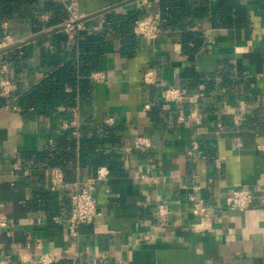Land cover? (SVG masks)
<instances>
[{
  "label": "crops",
  "instance_id": "1",
  "mask_svg": "<svg viewBox=\"0 0 264 264\" xmlns=\"http://www.w3.org/2000/svg\"><path fill=\"white\" fill-rule=\"evenodd\" d=\"M60 1L73 5L79 19L118 4L124 5L113 10L120 13L146 8V14L162 18L159 0ZM187 2L196 12L191 21L184 16L177 25H161L156 39L142 38L133 28L130 53H123L124 36L110 33L100 68L90 75L89 95L80 101L78 93L75 105L60 104L52 113L24 107L20 94L53 71L51 39H30L56 25L34 32L30 17L22 16L0 24V50L26 42L0 53V71L5 65L17 85L10 96L0 93L4 264H39L43 254L55 260L49 264H94L102 254L103 264H264V0H240L249 10L247 28L215 26L217 0ZM105 13L79 22L82 29L103 28ZM185 29L204 31V46L193 60L181 44ZM8 36L11 42L4 46ZM13 55L21 58L19 66ZM192 67L213 83L195 84ZM148 68L156 69V84L144 83ZM170 86L185 89L188 97L159 101ZM241 99L247 100L244 109ZM194 109L197 118L188 116ZM237 114L244 118L240 124ZM137 137L151 139V145L136 147ZM59 152L65 154L63 164H55ZM101 154L109 156L113 169L95 190L99 215L74 235L70 197L107 166L93 163ZM55 168L62 170L63 182L53 186ZM148 172L157 182L146 180ZM243 188L255 199L243 211L234 210L231 191ZM193 196L211 206L210 216L192 213ZM163 200L170 210L165 223L156 214ZM144 235L153 236L144 240Z\"/></svg>",
  "mask_w": 264,
  "mask_h": 264
},
{
  "label": "trees",
  "instance_id": "2",
  "mask_svg": "<svg viewBox=\"0 0 264 264\" xmlns=\"http://www.w3.org/2000/svg\"><path fill=\"white\" fill-rule=\"evenodd\" d=\"M158 6L161 9L162 18L160 26L165 24L177 25L182 17H188L191 21V7L187 0H159ZM211 19L215 26L228 27H249L250 16L246 5L240 0H217ZM146 8L120 13L112 10L104 14V26L100 30L88 28L79 29L78 35L71 37L65 29L54 32L50 36L42 38V41L51 39L52 50L49 63L54 66L43 80L34 85L28 91L20 94V102L24 107H34L43 113H52L57 110L58 105L76 104L77 94L80 101L89 95L93 83L91 73L100 68L103 55L107 50V39L110 33L124 36L123 53L127 54L133 50L135 33L132 32L135 21L145 16ZM48 15L43 19L41 14ZM30 17L34 32L41 31L54 25H59L70 17L66 5L60 0H0V24L4 21H12L16 17ZM181 44L184 52L193 60L196 54L204 46V31H192L185 29L181 34ZM44 61H47V53L42 52ZM15 66H19L21 58L17 55L11 57ZM189 73L195 84L206 82L207 86L213 83V78L205 77V74L196 69L189 68ZM204 76V77H203ZM225 81L232 83L231 77ZM68 88H70L68 90ZM73 147L74 140L66 143ZM73 154V151H71ZM55 164H63L64 153L55 154ZM109 156L101 154L92 159L95 165L106 164L113 169L111 162L107 161ZM112 159V158H111ZM54 163V162H53ZM65 165V164H64Z\"/></svg>",
  "mask_w": 264,
  "mask_h": 264
},
{
  "label": "built area",
  "instance_id": "3",
  "mask_svg": "<svg viewBox=\"0 0 264 264\" xmlns=\"http://www.w3.org/2000/svg\"><path fill=\"white\" fill-rule=\"evenodd\" d=\"M68 11L70 12V17L66 21V31L70 33L71 37H73V33L78 30L82 29L83 25L77 23L79 20V15L75 11V7L70 5L67 7ZM161 20V15L157 14H146L145 16L137 19L134 24V30L136 35L147 38V39H156L162 27L159 25V21ZM10 36H8L4 41L3 45H8L11 41ZM93 77L96 80H102L103 76L101 73H94ZM157 80V71L155 68H148L143 76L144 83L147 84H156ZM17 89V85L12 80L8 73V69L5 65L2 66L0 71V93L2 96H10L15 90ZM202 93H197L196 97H201ZM188 97V94L185 89L178 87V86H170L165 88L159 97V101L161 102H169V103H180L183 102L184 98ZM247 105L246 99H241L240 107L244 109ZM150 107V104L147 103L145 108ZM65 109L64 106L61 107ZM73 112L77 115V107L72 108ZM188 116L197 118L196 109L191 111ZM186 117V116H185ZM184 116H179V120L185 121ZM235 123L240 124L241 121L244 119L242 115H235ZM111 118L108 119V122H111ZM220 131L223 130V126L220 124ZM134 145L136 147H148L151 145V139L146 137H137ZM110 171L107 166H101L98 168L97 173L94 176H91L84 182H82L77 190L71 195L70 197V204L71 210L70 215L68 218L69 221V229L72 234H77L79 231V227L85 223H92L96 220L97 216L99 215V209L97 205V198L95 194V190L97 185L101 181H105L109 175ZM148 182H157V177L151 175L149 172L148 174L144 175ZM52 182L53 186L59 185L63 182V172L60 168H55V171L52 175ZM232 196L230 199V207L234 210L243 211L244 209L250 207L255 199V194L248 188L243 189H232L231 191ZM192 213L197 216H210L212 213L211 206L202 200H196L195 197H192ZM170 210L168 208V201L163 200L157 203V211L156 214L158 216V220L161 223H165L168 221L170 216ZM5 224V222H2ZM153 235H144V240H150ZM106 258V254H102L93 259L94 264H103ZM55 261L52 259L48 254H43L39 258V264H49ZM0 264H4L0 261Z\"/></svg>",
  "mask_w": 264,
  "mask_h": 264
},
{
  "label": "water",
  "instance_id": "4",
  "mask_svg": "<svg viewBox=\"0 0 264 264\" xmlns=\"http://www.w3.org/2000/svg\"><path fill=\"white\" fill-rule=\"evenodd\" d=\"M122 5H124V4H118V5H116V6H112V7L106 8V9H104V10H102V11H100V12H97V13H95V14H91V15H89V16H86V17H84V18H81V19L77 20V23H79V22H81V21H85V20L90 19V18H93V17H95V16H98V15H100V14H103V13H105V12H108V11H110V10H113V9H115V8H118V7L122 6ZM66 26H67L66 24H59V25H56V26H54V27H52V28H49L48 30H45V31L41 32L40 34L34 36L33 38L30 39V41H31V40L40 39V38H43V37H46V36H49V35L53 34L54 32H57V31H60V30L65 29ZM28 41H29V40H28ZM28 41H27V42H28ZM25 43H26V42H22L21 44H16V45H14V46H10V47H8V48L2 49V50H0V53H4V52H6V51H8V50H11L12 48H15V47L20 46V45L25 44Z\"/></svg>",
  "mask_w": 264,
  "mask_h": 264
}]
</instances>
